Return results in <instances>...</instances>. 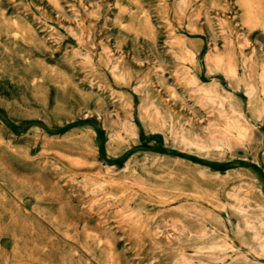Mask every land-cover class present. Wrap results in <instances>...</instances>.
<instances>
[{
	"label": "rangeland",
	"instance_id": "obj_1",
	"mask_svg": "<svg viewBox=\"0 0 264 264\" xmlns=\"http://www.w3.org/2000/svg\"><path fill=\"white\" fill-rule=\"evenodd\" d=\"M0 264H264V0H0Z\"/></svg>",
	"mask_w": 264,
	"mask_h": 264
},
{
	"label": "bare ground",
	"instance_id": "obj_2",
	"mask_svg": "<svg viewBox=\"0 0 264 264\" xmlns=\"http://www.w3.org/2000/svg\"><path fill=\"white\" fill-rule=\"evenodd\" d=\"M249 21V20H248ZM188 55V54H187ZM193 55H191V57H192ZM190 57V56H189ZM220 57V56H219ZM193 59V58H192ZM179 61H182V60H180L179 59ZM185 63V62H184ZM219 63H220V61H219ZM80 64V63H79ZM182 66V65H181ZM184 66V65H183ZM199 66V65H198ZM185 67V66H184ZM183 68V67H182ZM186 68V67H185ZM188 70V69H187ZM228 70V69H227ZM230 73V72H229ZM228 74V73H227ZM114 76V75H113ZM115 77V76H114ZM224 77V76H223ZM189 83H190V81H189ZM232 90V89H231ZM262 93V92H261ZM260 93V94H261ZM262 95V94H261ZM263 98V97H262ZM209 99V98H208ZM241 102V101H240ZM149 104V103H148ZM245 107V106H244ZM120 125H122V124H120ZM263 126V125H262ZM258 127V126H257ZM125 128V127H124ZM122 129H123V127H122ZM126 132V131H125ZM117 133V132H116ZM132 135V134H131ZM108 136H110V135H108ZM118 136V135H117ZM233 136V135H232ZM236 136V135H235ZM235 138V137H234ZM227 141V140H226ZM241 146V145H240ZM226 148V147H225ZM216 149V148H215ZM237 151V150H236ZM213 154V153H212ZM210 156V155H209ZM245 158V157H244ZM126 160H128V159H126ZM145 160V159H144ZM143 163V162H142ZM133 164V163H132ZM127 165V164H126ZM142 165V164H141ZM150 165V164H149ZM124 166V165H123ZM131 166V165H130ZM232 168V167H231ZM212 169V168H211ZM126 170V169H125ZM241 182V181H240ZM236 200V199H235ZM237 201V200H236ZM228 250V249H227ZM205 251H208V250H205Z\"/></svg>",
	"mask_w": 264,
	"mask_h": 264
}]
</instances>
